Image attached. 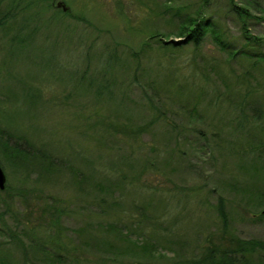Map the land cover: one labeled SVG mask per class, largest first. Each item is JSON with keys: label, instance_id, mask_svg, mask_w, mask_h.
I'll use <instances>...</instances> for the list:
<instances>
[{"label": "rangeland", "instance_id": "rangeland-1", "mask_svg": "<svg viewBox=\"0 0 264 264\" xmlns=\"http://www.w3.org/2000/svg\"><path fill=\"white\" fill-rule=\"evenodd\" d=\"M58 1L69 15L59 13ZM200 2L51 0V7L23 14L25 27L18 36H29L11 58L5 57L8 43L0 32V125L17 126L35 144L46 146L52 167L59 169L36 177L17 165L20 156L13 154L10 161L0 155L5 174L0 213L6 229H16L13 218L23 219L28 206L36 209L38 195L55 199L61 209V244L78 246L81 257L89 260L79 264H94L108 254L107 238L115 239L107 224L119 215L133 230L127 213L143 205L148 216L140 222L145 226L147 219H157V231L168 239L181 235L187 251L193 250L201 232L215 229L216 198L222 196L232 231L243 238L264 239V217H259L264 201L255 202L264 179L250 177L244 168L250 159L235 154L244 136L223 102L227 94L219 80L221 76L225 85L234 83L247 63L225 61L211 31L195 50L190 43L178 50H161L152 40L142 44L147 29L172 32L165 39H183L171 31L175 13H193L201 7L214 32L237 48L242 43L241 22L233 4L250 13L249 33L264 37V0H205L201 6ZM27 91L37 96L31 105L23 103ZM194 95L199 96L203 118L185 111L191 107L186 97ZM103 122L139 126L142 132L136 137L111 135L101 129ZM15 139L25 145L17 137L10 141ZM9 198L13 215L4 211L1 201ZM113 199L114 210L109 204ZM28 215L33 225L36 214ZM80 226L85 228L82 236L73 233ZM32 235L36 241L46 238L41 221ZM19 237L29 242L24 235ZM1 240L14 263L21 264L19 245L0 232ZM158 240L167 247L162 237ZM113 242L126 264L147 259L134 245ZM170 250H164L166 257L172 255ZM27 256L26 264H47L48 257L32 247ZM73 258L64 264H75L78 259Z\"/></svg>", "mask_w": 264, "mask_h": 264}, {"label": "trees", "instance_id": "trees-1", "mask_svg": "<svg viewBox=\"0 0 264 264\" xmlns=\"http://www.w3.org/2000/svg\"><path fill=\"white\" fill-rule=\"evenodd\" d=\"M204 1L201 0L200 6ZM232 6L236 8V13L241 22L242 43L237 48L229 47L228 41L219 36V33L214 32V24L210 16H204L201 7L195 9L193 13H175L176 22L172 24L171 31L177 36H182L183 39H165V36L172 34V32L164 33L158 29H147V38L143 39L142 44H147L148 40H152L155 46L161 50H178L190 43L195 50L201 43L205 33L211 31L214 34V39L217 40L218 49L224 54L223 59L225 61L229 64L236 60L247 63L248 67L239 73L234 83L225 85L221 76L219 80L221 81L220 85L222 84L224 88L222 90L227 94L223 98V102L231 108L234 114V126L244 136V139L239 142L241 144L238 143L241 150L238 152L235 149L237 152L235 154L243 156L242 158L247 157L250 159L249 164L244 166V168L250 177H256V179L260 180V178L264 179V37L249 33L247 21L250 18V13L247 8L235 6V4ZM45 7H51V0H0V32L8 43L5 49V57H13V54L19 51L17 48L21 47L25 42V38L29 36V34L24 33L18 36L25 27L22 21L23 14L25 12H32L34 15ZM56 9L62 15L70 14L68 10ZM171 17L168 19L169 21L172 20ZM257 18L263 19V16L258 15ZM27 92L24 93L23 103L31 105L37 100L35 99L37 96L31 95L30 91ZM199 94H201L200 89L198 90ZM198 95L187 96L185 99L191 106L185 109L186 113L196 115L197 119L203 118L197 107ZM189 97H192L194 100ZM212 102L210 99L208 103L211 104ZM101 126L102 130L111 135L122 133L126 136L136 137L142 132L141 127H131L126 124L115 125L114 123L103 122ZM11 137H17L19 140L25 142V145L23 146L22 142L20 143L17 139L13 142L10 141ZM13 154L20 156L16 162L17 165L26 168L30 174L34 173L36 177L45 176V172L48 170H59L52 167L51 151L46 146L35 144L29 138V134H24V131L17 126H13L12 124L0 125V155L8 157L10 161H14L12 158ZM70 172L73 177L78 178L75 171L70 170ZM139 173H142V171L140 170ZM38 196L35 199L36 209L30 210V206H28L29 209L26 211V215H23V219L13 218L16 229L12 227L6 229L2 219L3 213H0V232L3 236L8 237V241L14 240L19 245L18 247L22 252L23 259L21 264H26L28 249L30 247L36 253H39L40 256L48 257L47 264H64L65 260L69 261L73 257V260L78 259L75 264H79V260L81 259L87 260L85 257H81V250L78 246L63 247L61 244L59 237L61 232L59 229L61 209L58 202L55 199L46 200V197L42 199V196ZM10 199L9 201L1 199V201L5 203L6 209L4 211L11 212V215H13ZM100 200L107 201L103 197ZM23 201L25 204L28 203L24 197ZM263 201L264 189L261 191V196L255 202L261 203ZM109 204L111 206L110 209L114 210L116 200L113 199ZM143 208V205L139 207L135 205L134 209L136 212L130 210L127 213L128 224H134L133 230L131 229V225L128 226L126 223L120 221L122 216H119L116 211L114 212L118 217L112 223H108L106 228H108V232L115 239H109L110 236L107 238L106 249L108 250V254L104 258L100 257L101 259L94 262V264H126L118 256L120 253L117 251L119 250L115 249L116 243L113 241L116 240L130 243L136 249H141V253H146L147 259L137 262L138 264H264V239L256 237L243 238L232 231L229 225L228 211L225 208L222 196L216 198L215 214L217 223L215 229L209 230L208 228L205 232H201L195 243L191 245L193 250L187 251L184 249L183 245L185 243L181 235H178V237L168 236V239L167 236L157 231L155 226L160 223L157 219H147L149 224L144 226L143 222L141 223L140 221L146 219L148 215L144 213ZM33 212L36 214V219L33 220L34 224L30 225L32 218H29L28 213L31 214ZM259 217H264V211L259 213ZM176 219L178 218L176 217L172 222L174 223ZM37 221H41V224L44 225L46 237L39 241H36L38 239L32 235ZM73 230L74 234L82 236L85 228L80 226ZM142 234H145L144 239H141L143 237ZM21 235H24L29 242L23 243L24 241L19 237ZM158 237H162V241L164 240L167 243L166 248L162 247ZM171 244L173 248L168 246ZM168 247L171 249L172 255L166 257L164 250H169ZM8 249L9 247L5 245V240H1L0 264H17L8 255ZM126 249H130V247L126 245ZM73 250L74 253H72ZM163 258L167 259L163 260Z\"/></svg>", "mask_w": 264, "mask_h": 264}, {"label": "water", "instance_id": "water-1", "mask_svg": "<svg viewBox=\"0 0 264 264\" xmlns=\"http://www.w3.org/2000/svg\"><path fill=\"white\" fill-rule=\"evenodd\" d=\"M56 5L61 6L63 10L66 8V6L61 1H58ZM4 186H5V174L2 167L0 166V189H3Z\"/></svg>", "mask_w": 264, "mask_h": 264}]
</instances>
